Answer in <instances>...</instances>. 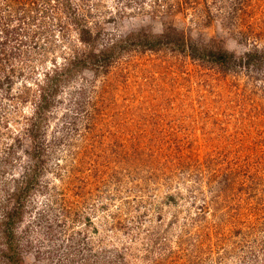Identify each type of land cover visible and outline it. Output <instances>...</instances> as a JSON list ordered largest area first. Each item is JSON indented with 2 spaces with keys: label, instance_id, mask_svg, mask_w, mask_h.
Segmentation results:
<instances>
[{
  "label": "rangeland",
  "instance_id": "1",
  "mask_svg": "<svg viewBox=\"0 0 264 264\" xmlns=\"http://www.w3.org/2000/svg\"><path fill=\"white\" fill-rule=\"evenodd\" d=\"M67 2L0 24V264H264V0ZM73 13L105 67L64 71Z\"/></svg>",
  "mask_w": 264,
  "mask_h": 264
},
{
  "label": "trees",
  "instance_id": "2",
  "mask_svg": "<svg viewBox=\"0 0 264 264\" xmlns=\"http://www.w3.org/2000/svg\"><path fill=\"white\" fill-rule=\"evenodd\" d=\"M33 0H1L0 1V24L1 26H4L3 23L4 21L10 22L11 21V14H16L20 18L26 19L27 14L31 13L32 6H33ZM66 5L68 6V2L66 0ZM181 9L178 8L170 13H167V20L172 19L174 15H180ZM5 13L6 16H4ZM4 19V21H3ZM70 20L76 30L77 33V39L79 43L84 47L86 51H83L81 55L77 54L78 51L74 52V56H72V59L68 61L66 64V67L63 68L65 72L71 73L74 68H79L82 65L88 64L91 66L98 65L99 63L102 65V67H105V54L104 52L101 53V55H98V59L96 58L97 54L94 53V45H95V40H94V34L91 31V28H89L86 24H84L83 20H80L76 18V14L73 13L70 15ZM9 23H6L5 26L8 27ZM7 29V28H6ZM9 29V28H8ZM175 30L170 26V24H166L163 27V34L160 36H156L154 40H149L148 42L145 41L143 42L144 46L146 48H149L150 50H155L157 47L162 46L164 40H169L171 36L175 35ZM173 42L174 45H176L178 48L184 50L185 53H187V56H189L191 59H203L204 57L209 58L210 61H215V62H224L226 58H229L231 54L227 53L226 51L222 50L221 46L216 43V41L213 39L211 40L207 45H194L193 43H188L185 39H183L182 35H179V39L171 41ZM2 53H0L1 55ZM264 54V53H263ZM260 53V51L254 47L253 50L245 53L246 57V63L252 61L254 58L255 59H264V55ZM99 56L101 59H99ZM100 60V61H99ZM1 62V60H0ZM88 62V63H87ZM1 68L3 69L2 65L0 64ZM61 69V70H63ZM56 72V69L55 71ZM48 77L47 80H50L47 89L41 90L39 94V99H37V103L35 105V115L37 116L38 114L40 115L44 109L49 107V98L48 96H53L56 91H57V82L60 77L58 76H53L51 77L50 74L46 75ZM7 80H11V78H7ZM32 131V129L30 130ZM33 133V131L31 132ZM34 135V134H33ZM22 182H25V184H28L29 178L28 176L24 177ZM23 189H21V186L17 187L15 192H13L9 198V201H13L12 199L15 200V198H19L20 195L23 194ZM17 215V213H11L10 211L5 212L4 218H3V224L7 223L9 220L12 219V217Z\"/></svg>",
  "mask_w": 264,
  "mask_h": 264
}]
</instances>
